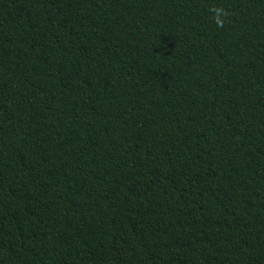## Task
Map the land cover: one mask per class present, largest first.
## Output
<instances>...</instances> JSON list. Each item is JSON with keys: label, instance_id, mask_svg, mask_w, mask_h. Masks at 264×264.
Returning <instances> with one entry per match:
<instances>
[{"label": "trees", "instance_id": "trees-1", "mask_svg": "<svg viewBox=\"0 0 264 264\" xmlns=\"http://www.w3.org/2000/svg\"><path fill=\"white\" fill-rule=\"evenodd\" d=\"M0 264H264V0H0Z\"/></svg>", "mask_w": 264, "mask_h": 264}, {"label": "clouds", "instance_id": "clouds-1", "mask_svg": "<svg viewBox=\"0 0 264 264\" xmlns=\"http://www.w3.org/2000/svg\"><path fill=\"white\" fill-rule=\"evenodd\" d=\"M212 13L213 22L218 28L224 27L225 20L231 15V13L221 6H214L210 8Z\"/></svg>", "mask_w": 264, "mask_h": 264}]
</instances>
